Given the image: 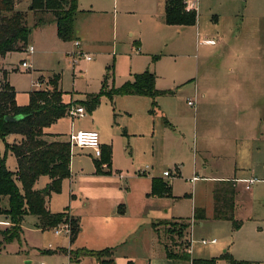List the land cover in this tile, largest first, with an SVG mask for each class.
I'll use <instances>...</instances> for the list:
<instances>
[{
  "label": "rangeland",
  "instance_id": "rangeland-1",
  "mask_svg": "<svg viewBox=\"0 0 264 264\" xmlns=\"http://www.w3.org/2000/svg\"><path fill=\"white\" fill-rule=\"evenodd\" d=\"M187 1L185 7L189 5L190 12L197 10L195 23L168 24L165 30L160 26L156 33L155 15L141 11L142 2L146 4L144 0H120L114 9L111 0H80L81 9H93L75 17V30L81 33L83 49L72 41L55 45L49 41L50 33L40 34L34 22L43 12L27 11L24 2L19 9L27 13L29 37L37 53L23 49L7 55V66L16 68L10 69L9 80L16 90L17 104L26 105L31 89L46 87L48 75L59 73L62 97L68 103L71 99L81 102L87 94L98 93L104 77V89L109 90L132 81L135 74L145 69L151 70L157 76L155 87L171 90L169 94L156 96L154 107L150 97L121 94L111 100L103 95L92 112L85 111L82 116L68 114L50 126V132L61 133L67 141L70 131L92 128L100 133V140L107 135L110 139L107 145L111 146L110 165L101 162L103 155L94 156L92 149L72 146L75 167L82 161L87 174L78 181L77 191L74 183L70 191L68 179L61 182L60 189L51 193V211L71 215L80 228L88 223V214L101 210L122 213L125 218L120 227L124 225V228L117 230L126 234L118 235V240L149 242L142 252L152 258V264H157L161 247L147 214L152 202L154 212L160 204L142 189L148 177L164 176L162 171L166 170L172 181L171 196L155 198L164 201L177 198L175 209L182 218L192 217V205L205 209L203 225L200 226L199 220L192 222V238L188 229L187 239L189 244L192 239L195 254L208 256L203 258L216 257V264H229L223 254L238 261L264 264V137L255 141L248 139L253 124L260 126L264 134V0ZM161 22L167 24L163 16ZM79 51L92 59L86 61L80 54L74 57ZM23 60L31 62V67H21ZM2 81L0 79V83ZM188 100L195 104L189 105ZM151 108L153 114L149 113ZM172 111L176 117L169 119L167 114ZM162 114L170 121L169 125L164 123ZM93 121L94 126H91ZM153 124L155 131L151 135ZM123 128L126 134L122 133ZM11 143V136L0 138V154L5 155V165L12 171L16 159L6 150V144ZM203 146L224 154L222 158L219 154L207 157V169H202L199 163ZM257 147H260L259 153ZM195 172L198 178L190 181ZM218 174L256 178L253 183L238 182L233 211L241 226L236 229L231 221L212 218L213 181L209 176ZM47 181V176H42L36 187L45 188ZM3 206H7L6 199ZM173 219L176 222L178 218ZM33 221L32 216L25 215L20 241L14 239L1 244V248L19 259L15 264L26 261L47 264L49 258L44 257L53 254L48 251L55 250L48 249L49 242L70 250L111 248L91 247L107 241L114 234L109 230L105 233L85 230L82 235L79 230L73 238L65 233L54 238L53 228L69 225L68 219L44 230L37 228ZM8 225L9 218L0 214V229ZM154 226L168 249H179L178 237L167 233L178 230L176 223L169 226L155 222ZM96 235L97 241L90 238ZM212 238L217 240L216 244L201 242ZM91 258L96 259L93 255ZM138 258L140 260V255ZM83 260L82 257L79 260L64 258L62 264H78ZM132 262L147 264L135 259Z\"/></svg>",
  "mask_w": 264,
  "mask_h": 264
},
{
  "label": "trees",
  "instance_id": "trees-1",
  "mask_svg": "<svg viewBox=\"0 0 264 264\" xmlns=\"http://www.w3.org/2000/svg\"><path fill=\"white\" fill-rule=\"evenodd\" d=\"M16 2L17 0H0V55L23 50L28 44L30 28L27 23V13L18 9ZM185 8V0H166L164 4L165 22L171 25L195 23L196 11H185ZM27 11H32L34 14L51 12L56 22L58 38L62 41L74 39L75 17L80 12L78 0H30ZM41 22L42 17H38L34 26H38ZM155 78V74L151 70L145 69L143 72L135 74L132 81H126L119 87L105 90L106 77H104L98 93L87 94L81 102L66 103L62 98L60 75L54 73L48 76L46 87L29 91L26 105H18L15 99V90L6 79V72L3 71V81L0 83V138L4 139L9 134H16L20 136V139L6 144V150H10L16 158L17 166L14 171L6 167L5 155L0 154V214H5L10 220L9 226L0 229L2 236L0 248L3 242L19 240L22 231L21 222L25 215L36 216V226L40 229L52 228L68 219L71 238L80 230L77 219L65 212H50L47 208L48 197L53 191L60 189L64 178L70 176L71 146L68 141L48 140L45 128L68 115V110L72 106L81 104L86 111L92 112L100 103V98L103 95L111 100L115 95L121 94L148 96L152 99L153 106L156 96L171 93V90L157 89ZM8 116H17L18 119L12 120ZM102 155L101 162L110 165V145L101 146L100 156ZM99 164L100 162H97V165ZM41 175L48 176L49 182L45 188L36 189L34 184ZM236 193L237 190L232 186V183L224 180L219 181L213 190L214 218L231 220L234 228H238L241 224V221L233 219ZM150 194L171 196L170 186L160 179L153 178ZM4 199L7 200L6 207L3 206ZM192 218L197 220L205 218L204 209L195 207ZM173 221L174 219H166L156 222L169 226L176 223L179 226L177 231L173 229V231L167 232L180 240V247L176 250H170L163 244L161 234L154 226L155 222L152 223L167 258L173 261H190V264H216V257L191 258L187 239L191 219L178 218L175 219L176 222ZM59 250L68 252L71 260H79L84 255H93L98 264H117L110 248L100 250L62 248ZM222 257H225L229 264H251L248 261L235 260L227 254H223ZM126 264H133V262L128 261Z\"/></svg>",
  "mask_w": 264,
  "mask_h": 264
},
{
  "label": "crops",
  "instance_id": "crops-1",
  "mask_svg": "<svg viewBox=\"0 0 264 264\" xmlns=\"http://www.w3.org/2000/svg\"><path fill=\"white\" fill-rule=\"evenodd\" d=\"M144 1L146 2V4L142 2L143 8H142L141 11L147 12V14L151 13V14L155 15V17L157 18L156 21H155V24H154L156 33H159L158 32L159 31L158 27H160V26H162V29L165 30L166 29L165 26H169V25L165 24V23H162L161 19H162V16L164 18V4H165L166 0H144ZM189 1L192 2L193 0H189ZM24 2L27 3V7L30 5V0H17L16 7L19 9V5H21ZM79 2H80V0H78V9L80 10L79 13H81L82 11H85V10L86 11L93 10V9H81L80 5H79ZM111 2H112V8L114 9L117 6V4L120 3V0H111ZM123 5H124V3H123ZM196 9H197V7H196ZM41 17H42V22L38 26H34L35 29H38L40 31V34H44L45 32H46V34L50 33L51 36L49 37V41L53 42L55 45L61 44L60 42H66V41H62L61 39H59L57 34H56V22L54 21L53 14H51V12H49V11H46V12L41 13ZM146 29L148 31H150V32H153L151 29H148V28H146ZM29 36H28V43L31 42L30 45H32L34 47L33 54H36L37 53L36 45H35V43H33V41L30 39ZM80 37H81V33H79V31L75 30V25H74V39L71 40V41L72 42H75L76 40L79 41V46H77V47H82V49H83L84 42L82 41V39ZM82 49H81V51H82ZM13 52L14 51L8 52L5 55H0V79H3V71H5L6 72V79L9 81L10 85H12L10 80H9L10 69L15 70L16 68H15L14 65L11 68L7 66L6 56L11 54V53H13ZM54 73H56V72H52L51 74H54ZM39 74H41V72ZM51 74H49V75H51ZM155 77H156L155 78V85H156V80H157L156 74H155ZM13 88H14V86H13ZM33 89H38V88L35 87ZM14 90H15V88H14ZM15 93H16V90H15ZM130 96H138V97H147L148 98V96H142V95H130ZM71 101H73V100L71 99L70 102ZM149 113L153 114L154 113V109L151 108L149 110ZM167 116L169 117V119H171L170 118L171 116L173 118H175L176 117V113L174 111H172L171 114L168 113ZM161 117L163 118L164 123H168L167 125H169L170 121L169 120L167 121L166 117L163 114L161 115ZM60 119H58V120H60ZM71 125H72L71 127H73V122H71ZM50 126L45 128V132L48 134L46 136V138L48 140H61V141L63 140V141H67V138H64L61 135V133L50 132L49 131L50 130ZM91 126H94V121L92 122ZM151 127H153L152 134H151V135H153V133L155 131V129H154L155 125L153 124V125H151ZM147 128H148V125H147ZM80 130H90V129L82 128ZM77 131H79V130H77ZM70 132H73V130L70 131ZM122 133L126 134V130L124 128L122 129ZM250 133H252V134L250 136H248L249 140H254V141L255 140H262L263 137H264V134H263L262 129L260 128V126L254 127V124L251 127V129H250ZM98 134H99L100 146H107V143H110V139L107 138V135H104V136H102V138L100 140V136L101 135H100L99 132H98ZM7 136L8 137L9 136L12 137V142H16L17 140L20 139V136L16 135V134H9ZM71 149H72V147H71ZM256 150H257V153H259L260 152V147H257ZM200 151H201L200 154L202 155V158H201L199 163H201L203 165L201 167L202 169H207L208 168V158L207 157H217V155H215V154H219V153H217L216 149H212L211 147H206V146H203L200 149ZM231 154H233V152H231ZM223 155H224L223 153L219 154V157L222 158ZM235 156H236V154H235ZM196 157H197V155H196ZM73 158H74V154H73V152H71V156H70V176L68 178H64V179H68L70 181V185H69L70 191L73 190L74 184H75V190L77 191L78 181L82 180V179H85V175L87 173L84 170V165H83L82 161H80V164L75 167ZM196 163L197 162L195 160V164ZM16 166H17V163H16ZM15 169H16V167H15ZM14 170H12V171H14ZM164 171H166V170H163L162 172H164ZM72 172H75V175ZM216 174H217V170H216ZM42 176H46V175H41L39 178H41ZM169 176H165L164 177V176H162V174H159V176L148 177L149 180L148 179L145 180L146 185L144 186L142 191L147 196L151 195L150 193H151V189H152V179L153 178H157V179L162 180L163 182L168 184L170 186V188H171L172 187V181L169 180V178H168ZM193 176H196L198 178L197 172H195V174ZM39 178L36 180V182L34 184V188H36V189H39V188L36 187V183L39 180ZM47 178H48V181H47V183H48L49 182V177L47 176ZM191 178H190V181H194ZM209 178L213 181L212 198H213L214 187L221 180L228 181V183H232V186L235 188V190H237V185H238L239 181H244L246 179H255V181H256V178H253V177H251V178L237 177L236 174H233V177H231V178L228 177V176H223V174L210 175ZM191 195L192 194H190V196ZM236 195L234 197V206H235ZM50 196L47 199V208L50 210V212H52L50 207H49ZM151 196H153V195H151ZM155 197L156 196H153V201L154 200L159 201L160 206L156 207L155 209L157 210V212H154V208H153L154 207V203L152 202L150 204L151 210L147 214V217H149V219L151 220L150 222H151L152 231H154V227H153V224H152L153 222H156V221H159V220H166V219L168 220V219H173V218H182L180 216V214L176 213L175 204L178 202L177 198L174 197L172 201L171 200L164 201V200L156 199ZM147 198L148 197H146L145 199L148 200ZM193 206L195 208V205H192V215H193V210H194ZM204 213H205V209H204ZM213 214H214V212L212 211V218L216 219V218H214ZM30 216L33 217V220H34L33 222H34V225L36 226L37 217L33 216V215H30ZM88 218H89L88 223L86 225H84V227L80 228V231H81L80 235H82L85 230H87L90 233V231L93 230V229H95L98 233H105L108 230H109L108 232H111V233L114 232V234L111 237H109V239L107 241L100 242L98 244H94V245L91 246L92 248H101V247H104V246H110L111 247L110 249H112V252H113L112 256H113V258H114V260L116 261L117 264H126L128 261H133V259L137 260L138 262L139 261H145V262H147V264H152V258H150V256L147 253L142 252L143 248H147V245H148L149 242L138 241L136 243H132V242L118 240V235L123 236V235L126 234L124 231L120 232L119 230H117V228H119V229L124 228V225L120 227V223L123 221V218H125L122 213H119V212L114 213L112 210H110L109 212L101 210V211H99L98 213H95V214H88ZM189 218L191 219L192 217H189ZM205 218H206V214H205ZM233 219L236 220L234 218V211H233ZM193 220L194 221H191V225H190V237L191 238H192V231H193L192 222H193V224H195L196 223L195 220H197V219H193ZM216 220H226V219H216ZM199 221H201L200 222V226L203 225L202 220H199ZM228 221H231V220H228ZM232 225H233V223H232ZM106 226H109V227L107 229L103 230V228H105ZM47 229H50V228H47ZM234 229H236V228H234ZM41 230H44V229H41ZM113 230H116V231H113ZM21 233H23V232L21 231ZM51 233L53 234L54 238L60 235V234H55L53 230H52ZM89 233H88V235H90ZM83 236L85 238L86 234L83 235ZM156 237H157V235H156ZM90 238L92 240H94V241H97L98 240V235H96L94 238L91 236ZM191 238H190V244H189V253H190L191 258L208 257L205 254H201L200 252L195 254V252L193 251V248L191 246V241H192ZM212 239H215V238H212ZM114 242L116 244L117 243H121V244L116 245V244H113ZM157 242L160 245V243L158 241V238H157ZM216 243H217V240L214 243H211V244H216ZM114 245H116V246H114ZM48 247H49L48 249H55L54 250L55 252H53V254H51L50 256H45L44 257V258H46V257L49 258V260H47V264H62V260L64 258L70 260V256H69L68 252H63V251L59 250V249H62V248H59V246H56L55 244H52L51 242H49L48 243ZM117 247H119V248H117ZM160 247H161V249H160V252H159V256L156 259L157 264H190V261H186V260L173 261L172 259L167 258V256L164 253L163 247L161 245H160ZM150 249L151 248H148V250H150ZM67 250H69V249H67ZM224 251H227V249H224ZM138 255H140V260L138 258ZM91 256L92 255L81 256L84 260H83L82 263H78V264H98L97 260L94 259V258H91ZM15 258H17V257H14L6 248H4V247L0 248V264H15V262H19V259H15ZM61 258H63V259H61ZM29 264H32V261H29ZM69 264H72V263L69 262Z\"/></svg>",
  "mask_w": 264,
  "mask_h": 264
},
{
  "label": "built area",
  "instance_id": "built-area-1",
  "mask_svg": "<svg viewBox=\"0 0 264 264\" xmlns=\"http://www.w3.org/2000/svg\"><path fill=\"white\" fill-rule=\"evenodd\" d=\"M186 2H188L186 0ZM186 9L189 10L190 7L189 5L186 6ZM76 46H79V41H75L74 42ZM26 50L28 49L29 52L33 53L34 51V47L32 45H29L25 48ZM82 55L84 57V59L86 61H90L92 59V57L90 55H85L83 52L79 51V52H75L74 53V57L78 56V55ZM21 67L23 68H28L31 67V63L29 61L23 60L20 64ZM40 82H38L39 84ZM38 88V87H37ZM187 103L189 105H194L195 101L193 100H188ZM85 108L83 106L77 105V106H72L70 107V109L68 110V114L71 116H82L85 114ZM68 142L70 143V146H77L80 148H89L92 149L94 152V156L99 157L101 154V146H100V141H99V134L96 130L90 129V130H79L76 132H70L69 136H68ZM164 176H169L170 172L169 171H164L163 172ZM192 180L197 179L196 176H193L191 178ZM255 181V179H246L244 180V182L246 183H253ZM246 188H248V185H246ZM53 231L55 234H61V233H65V234H69L70 232V228L68 224H63V226L61 228H53ZM216 240L215 239H210V240H205L202 239L201 242L203 244L210 242V243H214Z\"/></svg>",
  "mask_w": 264,
  "mask_h": 264
},
{
  "label": "water",
  "instance_id": "water-1",
  "mask_svg": "<svg viewBox=\"0 0 264 264\" xmlns=\"http://www.w3.org/2000/svg\"><path fill=\"white\" fill-rule=\"evenodd\" d=\"M8 118H10V119H12V120H16V119H18L17 116H13V117H9V116H8ZM25 264H29V261H27Z\"/></svg>",
  "mask_w": 264,
  "mask_h": 264
}]
</instances>
